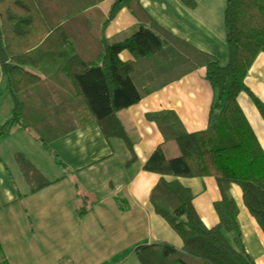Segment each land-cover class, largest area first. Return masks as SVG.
<instances>
[{
	"label": "trees",
	"instance_id": "16d2710c",
	"mask_svg": "<svg viewBox=\"0 0 264 264\" xmlns=\"http://www.w3.org/2000/svg\"><path fill=\"white\" fill-rule=\"evenodd\" d=\"M101 1L0 0V74L11 100L0 138L12 129L28 130L67 177L71 171L49 143L94 122L105 138L125 142L131 154L128 167L135 155L117 111L204 68V79L213 90L205 130L185 132L170 111L147 115L164 141L177 148V155L168 158L158 146L142 170L160 176L148 198L182 247L152 242L130 251L139 264H255L241 246L237 208L229 189L234 184L239 187L243 206L264 234V153L236 104L237 95L248 92L264 120V105L244 85L255 57L264 54V0H225L223 28L229 55L225 66L162 29L138 0H112L106 16L96 6ZM179 2L195 6L193 0ZM122 8L138 25L121 42L110 43L103 30ZM124 50L132 60L119 59ZM14 159L31 194L50 185L21 153H15ZM162 176L212 177L220 194L212 207L218 223L206 228L192 207L189 190ZM71 188L75 214L82 219L95 200L76 182ZM25 216L30 222L26 211ZM223 232L231 234L232 245ZM0 264L7 263L2 259Z\"/></svg>",
	"mask_w": 264,
	"mask_h": 264
},
{
	"label": "crops",
	"instance_id": "0c3cea01",
	"mask_svg": "<svg viewBox=\"0 0 264 264\" xmlns=\"http://www.w3.org/2000/svg\"><path fill=\"white\" fill-rule=\"evenodd\" d=\"M138 1L162 29L211 55L219 66L228 63L222 14L225 0H193V8L179 0ZM111 4L112 0H104L96 6L106 16ZM137 25L136 19L122 8L106 25L103 36L110 43L121 42ZM118 57L121 61L132 60L126 50ZM204 78L205 69L198 68L117 111V121L135 155L128 167L125 163L131 154L125 142L117 137L105 138L94 122L49 143L71 171L67 177L54 171L56 165L28 130L12 129L0 138V263L4 259L7 264H121L122 258L141 243L166 242L181 248V239L155 214L148 198L160 176L142 170L158 146L168 158L177 155V148L164 141L147 115L170 111L185 132L205 130L213 90ZM244 85L264 105V54L255 57L244 76ZM6 86L0 74V125L8 119L11 109ZM236 101L264 153L263 118L248 92H240ZM15 153H21L50 185L31 194ZM162 178L169 183L176 180L189 190L192 207L206 228L218 223L212 207L220 194L212 177ZM72 182L95 200L92 211L82 219L75 214ZM229 195L237 208L241 246L255 264H264V234L243 206L237 185L230 186ZM223 234L232 245L231 234Z\"/></svg>",
	"mask_w": 264,
	"mask_h": 264
},
{
	"label": "rangeland",
	"instance_id": "374dc122",
	"mask_svg": "<svg viewBox=\"0 0 264 264\" xmlns=\"http://www.w3.org/2000/svg\"><path fill=\"white\" fill-rule=\"evenodd\" d=\"M54 171H56V173L59 174H62V171L57 168L56 166L53 167ZM128 255L126 257H123L122 260H123V264H139L137 263V260L135 258V256L132 254V253H127ZM90 260H94V259H90Z\"/></svg>",
	"mask_w": 264,
	"mask_h": 264
}]
</instances>
